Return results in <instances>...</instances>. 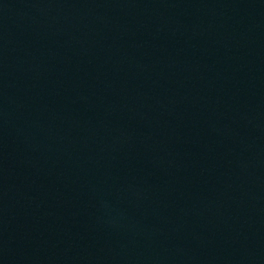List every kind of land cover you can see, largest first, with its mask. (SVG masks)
Segmentation results:
<instances>
[{"label": "water", "instance_id": "95a60500", "mask_svg": "<svg viewBox=\"0 0 264 264\" xmlns=\"http://www.w3.org/2000/svg\"><path fill=\"white\" fill-rule=\"evenodd\" d=\"M0 264H264V0H0Z\"/></svg>", "mask_w": 264, "mask_h": 264}]
</instances>
